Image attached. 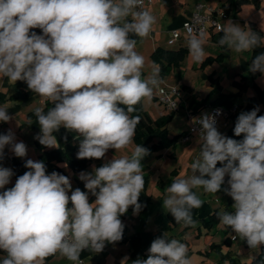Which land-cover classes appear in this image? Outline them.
<instances>
[{"label":"clouds","instance_id":"1","mask_svg":"<svg viewBox=\"0 0 264 264\" xmlns=\"http://www.w3.org/2000/svg\"><path fill=\"white\" fill-rule=\"evenodd\" d=\"M156 23L144 0H0V77L13 84L23 81L28 90L52 103L47 112L34 109L40 126L34 139L47 148L59 147L54 133L61 128L73 132L79 139L77 159L101 160L110 149H128L141 119L129 114L163 83L155 66L143 75L145 58L133 38L148 37ZM185 27L190 57L203 62L205 30ZM217 27L222 32L218 45L232 52L264 46V36L247 24L242 27L229 19ZM249 71L264 76V53L255 56ZM259 111L257 106L238 115L233 131L243 136L240 140L223 135L215 115L193 118L199 125L194 131L200 152L190 164L192 175L174 179L162 200L177 224L195 227L192 210L204 201L193 189L216 194L228 176L223 190L233 199L234 211L217 212L219 222L249 248L264 245V115ZM11 119L0 106V122ZM6 146L16 157L27 156L26 144L16 141L12 129L0 134V161ZM149 154L136 145L130 156H113L90 173L80 172L87 192L73 190L69 176L48 174L43 161L27 159L24 166L29 170L14 186L0 191V251L5 253L0 264H45L57 254L83 264L85 250L100 253L106 244L121 241V217L130 207L133 215L144 207L139 202L144 188L141 161ZM13 175L0 163V189ZM89 192L94 202H89ZM132 264L192 261L186 244L164 233L151 242L147 259Z\"/></svg>","mask_w":264,"mask_h":264},{"label":"crops","instance_id":"2","mask_svg":"<svg viewBox=\"0 0 264 264\" xmlns=\"http://www.w3.org/2000/svg\"><path fill=\"white\" fill-rule=\"evenodd\" d=\"M197 3L212 6L213 15L221 25L231 19L242 27L247 24L252 31L256 30L261 36H264V0H152V3L145 9L151 11L157 18L153 31L143 40L133 36L137 40L136 50L145 58L146 66L143 75L147 76L153 66L159 69L160 64L152 57L156 49H186V53L178 64L171 65L164 74H161L159 69V77L163 80L160 86H176L180 90V95L176 97L177 109L170 111L159 103L155 96L156 90L150 100H142L143 109L151 119L156 120L170 116L166 123L169 137L185 134L190 129L188 124L191 120L188 113L194 115L200 111H207L210 106L216 104L222 94L234 95V106H245L248 99H253L251 109L259 106L258 115H264V76L259 72L251 73L249 71L253 60L252 50L238 54L228 50L226 46L220 47L218 41L222 32L209 27L205 31L206 56L203 62H194L190 57L186 46L187 36L184 34L182 26L189 21ZM174 29L180 31L181 38L173 44H168L170 31ZM36 32L42 34L40 29ZM208 57L212 59L211 62L206 61ZM215 57L218 58L215 59ZM242 77L245 79L241 80ZM234 81L244 84L245 87L240 90ZM238 98L244 101L238 103ZM0 106H5L8 114L12 117L7 123L0 122V134H6L9 129H12L16 141L24 142L28 149L27 156L19 158L6 146L4 159L0 163L4 167L11 168L14 172L12 163L14 159L23 163L27 159L38 161L40 151L36 147L34 137L40 133V126L34 115V109L42 107L47 112L52 107V103L28 90L27 84L23 81L13 84L7 78L0 77ZM176 117H178L180 125L177 131L171 129ZM29 119L32 120L31 125H28ZM230 126V118H221L217 124L218 130L223 135L236 139L228 132ZM54 135L59 147L53 148H62L70 142L75 145L77 155L79 139L75 138V133L61 128ZM157 140L156 131L144 135L139 142L133 140V144L128 149L116 152L114 149H110L104 159H89L88 164L77 171H73L64 161L57 164L69 176L73 190L78 187L87 192L84 182L78 178L80 172L90 173L93 166L100 167L106 160H111L113 156H130L132 148L136 145L147 148ZM199 152L198 134H192L188 140L178 138L173 146L150 151V154L141 161L144 176V188L141 195H147L149 202L138 215H133V209L129 208L127 213L121 217L122 223L125 225L121 241L114 245L106 244L100 253L85 250L82 256L85 264H121L125 257L128 258L127 264H132V261L137 258L147 259L151 242L164 233H167L168 239L175 238L186 244L188 257L192 264L249 263L256 255L258 248H249L245 241L236 238L231 229L223 226L219 221L210 226L203 223L215 210L234 211L232 208L233 199L223 190L228 187V176L225 177V184L222 185L221 191L216 194L206 193L202 188L193 189L204 201L202 207L192 210L193 219L197 222L195 227L185 226L183 223L177 224L162 206L164 194L172 181L178 177L187 178L192 175L190 164L199 155ZM217 166L222 165L218 163ZM15 181V175H13L11 182L0 191L13 186ZM69 195H71L70 192ZM88 195L89 202H94L95 197L90 192ZM226 237H229L230 240L225 241ZM45 264H73V262L57 254L48 257Z\"/></svg>","mask_w":264,"mask_h":264},{"label":"trees","instance_id":"3","mask_svg":"<svg viewBox=\"0 0 264 264\" xmlns=\"http://www.w3.org/2000/svg\"><path fill=\"white\" fill-rule=\"evenodd\" d=\"M36 30H38V29H34V31H36ZM253 31L257 32L256 30H253ZM257 33H259V32H257ZM252 51H253V59H254L256 55L264 53V46L255 48ZM185 53H186L185 48H180L178 50H166V49L158 48L153 52L152 57L156 62H158L160 64V67H159L160 73L164 74L166 72V70H168V68L171 65L178 64ZM217 58L218 57H215V59H217ZM206 61L211 62L212 59L210 57H208V58H206ZM243 79H245V77L241 78V80H243ZM234 83L237 85V87L240 90L245 87L244 84H241L237 81H234ZM233 96L234 95H231V94H222L221 96H219L218 101L216 102V104H213V106L218 105V106H222L225 108H231L234 106L233 105ZM253 102H254L253 99H248L247 104L245 106H241V105L235 106L236 110L233 113H231V115L229 117L231 120V126H230L228 132L231 136H233L234 138H236L238 140L242 139L243 136L236 137L234 135L233 129L235 126L236 119L241 112L251 111L252 110L251 108L253 106ZM121 107H124V106L121 105ZM135 109H136V111H134L133 113H130L129 115L130 116H137L138 115L141 119H140V123L136 127L134 140L136 142H139L140 139L144 135L153 133L155 131L157 132L158 140L156 143H153L149 147H147L149 152L153 151V150H158L162 147L173 146L175 144V142L178 140V138H181L184 135L182 133L179 135L169 137L168 130L166 128V123L168 122L170 116L162 117V118H159L156 120L151 119L150 116L147 114V112L143 109L142 101L135 106ZM35 144H36V147L40 151L38 161H43L45 163L46 170H47L48 174H50L53 171H56V172H59V173L67 176L66 172L57 164L58 162H61V161L66 162L73 171H77V170L83 168L89 162V159H77L76 147L74 144H72L70 142L66 143L62 148H51V149L42 146L39 143V141L36 139H35ZM12 163H13L15 179L18 176L23 175L26 171L29 170L24 166L25 163H23V162H19V161L14 159V160H12ZM139 202L144 206L142 208V210H143L145 208V205L149 202V197L147 195H144V194L140 195ZM217 212H219V211L215 210L214 212H212L203 221V223L206 224L207 226H210L211 224L217 223L219 221L217 216H216ZM168 215L170 218H173L170 213H168ZM229 240H230L229 237L225 238V241H229ZM246 245H247V243H246ZM4 255H5V253L0 251V261H2ZM81 256H83V252L81 253ZM242 264H264V245H261L260 247H258V251H257L256 255L252 257V259L250 260L249 263L244 262Z\"/></svg>","mask_w":264,"mask_h":264},{"label":"built area","instance_id":"4","mask_svg":"<svg viewBox=\"0 0 264 264\" xmlns=\"http://www.w3.org/2000/svg\"><path fill=\"white\" fill-rule=\"evenodd\" d=\"M151 3L152 0H144V7L146 8ZM213 13H214V9L212 8V6L205 5L202 3H197L194 7V10L192 11L189 21L182 26L184 34L187 36V29L185 25L192 27L194 30L203 28L205 31H207L209 27H213L218 30L217 25H221V24L215 18ZM180 38H181V33L179 30L177 29L171 30L167 43L173 44ZM179 95H180V90L176 86H160L159 89L155 91V96L158 102L161 103L170 111L177 109L178 105H177L176 97ZM235 110H236L235 106L231 108H225L222 106L215 105V106H210L207 111L198 112L195 113L194 115L188 113V117L191 120V125H190V129L181 137L182 140H188L192 134H198V132L194 131V129L198 130L199 125L193 123V118H199L205 113L212 114L215 115L217 122L216 126H217L218 121L221 118H229L231 113H233ZM80 259L83 261V264H85L84 258L82 256H80Z\"/></svg>","mask_w":264,"mask_h":264},{"label":"rangeland","instance_id":"5","mask_svg":"<svg viewBox=\"0 0 264 264\" xmlns=\"http://www.w3.org/2000/svg\"><path fill=\"white\" fill-rule=\"evenodd\" d=\"M158 101V100H157ZM237 101H238V103H242L244 100L243 99H240V98H238L237 99ZM167 109V108H166ZM168 110V109H167ZM200 112H202V111H200ZM178 119V117H176L175 119H174V123H173V125L171 126V129L172 130H176L177 131V129H179V121L177 120ZM178 121V122H177ZM190 125H191V121L189 122V124H188V127H190ZM239 257V256H238Z\"/></svg>","mask_w":264,"mask_h":264}]
</instances>
